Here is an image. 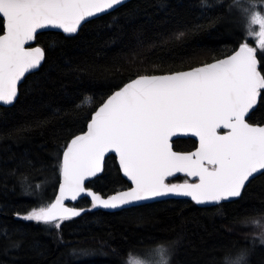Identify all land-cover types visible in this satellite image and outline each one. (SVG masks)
I'll use <instances>...</instances> for the list:
<instances>
[{"label": "snow or ice", "instance_id": "obj_1", "mask_svg": "<svg viewBox=\"0 0 264 264\" xmlns=\"http://www.w3.org/2000/svg\"><path fill=\"white\" fill-rule=\"evenodd\" d=\"M128 3L129 0H0V108L14 107L22 94H42L44 86L54 82L53 72L65 74L67 68L93 75L89 71L91 66L82 69L69 64L53 65L45 70L46 50L30 45L41 30H59L74 38L93 18L103 15L112 16V23L107 26L113 27L120 19L113 13ZM198 4L201 15L212 13L207 16L209 23L189 25L174 33L175 39L233 20L242 33L238 45L187 69L153 63L149 71L144 61L138 59L140 52L134 51L128 63L136 70L126 80H113L95 106L89 103L91 110L84 117L86 130L70 134L55 152L51 168L58 195L46 202L41 195L25 212L15 211L13 215L46 225L49 231L54 228L58 242L63 244L62 222L85 211H128L187 197L198 206H216L222 214L223 202L242 198L254 180L264 177V0H198ZM154 8L168 16L175 12L170 0H155ZM217 9L220 14H215ZM122 15L128 25L142 15L145 23L152 22L138 5L127 8ZM59 43L53 38L50 47L54 49ZM139 43L142 45L143 40ZM156 46L151 43V47ZM196 58L198 54L194 53L181 58L180 63ZM110 75L115 73L108 69L105 79ZM28 77L36 79L21 93ZM94 99V93H83L73 107L78 110L84 101ZM40 107L49 109L48 117L2 129L0 139L18 143L26 138L25 132L44 129L51 117L62 115L51 104L41 103ZM257 113H261L259 120L254 119ZM181 137L195 138V150H174V138ZM12 158L14 167L3 170L5 179H17L25 194L34 195L41 183L33 185L31 174L44 175L46 167L37 168L24 153ZM107 159L118 161L117 171L130 183L126 189L104 196L86 182L106 171ZM180 173L191 179H170ZM82 195L90 197L89 208L65 205V201H76ZM144 220L143 216L137 217L140 223ZM243 227L257 230L250 241L252 247L257 241L264 245V212L245 216ZM182 240L179 235L167 240L154 239V246L144 248L143 259L130 252L128 264H172ZM11 246L19 248L21 243L12 241ZM252 247L224 246L214 259L220 264H249ZM100 253L102 249L71 246V255L77 260Z\"/></svg>", "mask_w": 264, "mask_h": 264}, {"label": "trees", "instance_id": "obj_2", "mask_svg": "<svg viewBox=\"0 0 264 264\" xmlns=\"http://www.w3.org/2000/svg\"><path fill=\"white\" fill-rule=\"evenodd\" d=\"M170 3L175 8L171 16L155 12V0H133L113 13L120 17L119 23L113 27L107 26L112 23V16L105 15L87 23L74 38L56 32L38 35L35 45L46 50L45 70L53 65L63 67L69 64L72 68L80 66L82 69L91 66L89 71L93 75L67 68L65 74L53 72L54 82L46 84L42 94H22L14 107L0 108V130L48 117L49 109L41 108V103L51 104L53 109L59 108L62 114L60 118L51 117V122L44 129L33 128L25 132L26 138L18 143L0 139V264H128L130 252L143 259L144 248L154 246V239L167 240L178 235L183 240L172 264H220L214 258L220 255L224 246L252 247L250 241L257 230L243 227V218L264 212V177L254 180L242 198L223 202L222 214L216 206L199 207L186 200L162 201L128 211H85L77 218L62 222L60 234L64 238L63 244L58 242L54 228L49 231L46 225L26 222L13 215L15 211L25 212L41 195L45 202L57 195L58 184L51 168L55 152L70 138V134L86 130L84 117L91 110L89 103L95 106L113 80H126L136 70L128 63L134 51L140 52L138 59L144 61L149 71L153 63L162 64L165 68L187 69L189 65L210 61L219 52H227L238 45L242 33L233 20H225L181 40L175 39L174 33L189 25L209 23L207 16L212 13L201 15L198 0H170ZM137 5L148 13L152 22L145 23L143 15L133 25L125 22L122 13ZM220 11L217 9L215 14H220ZM53 38L60 42L54 49L50 47ZM140 39L143 40L142 45ZM152 42L157 46L151 47ZM194 53L198 58L185 59L184 64L180 63L181 58L191 57ZM108 69L115 76L105 79ZM34 79L36 77H28V82L20 89L21 93ZM87 92L94 93L96 99L84 101L82 108L74 109L82 94ZM254 119H261V113H257ZM193 148L192 139H180L174 143L177 151L188 152ZM21 153L27 154L37 168L44 165L47 169L44 175L32 172L33 185L41 183V188L34 195L25 194L17 179L4 177L3 170L14 167L12 157ZM117 169V161L107 159L106 171L89 182L88 187L104 196L126 189L128 183ZM73 206L87 209L90 201L82 199L71 204ZM139 216L145 217L144 222L137 221ZM12 241H19L21 246L12 247ZM71 246L102 249V253L77 260L71 255ZM232 251L234 258L236 249ZM249 264H264V245L259 241L252 247Z\"/></svg>", "mask_w": 264, "mask_h": 264}, {"label": "water", "instance_id": "obj_3", "mask_svg": "<svg viewBox=\"0 0 264 264\" xmlns=\"http://www.w3.org/2000/svg\"><path fill=\"white\" fill-rule=\"evenodd\" d=\"M130 1H133V0H129V2ZM103 16H105V15H103ZM97 18H93V20H96ZM92 20V21H93ZM47 32H56V33H62V32H59V30H41V32L38 34V35H40V34H42V33H47ZM63 34V33H62ZM64 35H66V34H64ZM36 44V41H33V42H30V45L31 46H38V45H35ZM44 63V62H43ZM11 107H13V106H5V108H11ZM221 131H226V130H221ZM178 139H192L193 141H195V138H193V137H181V138H178ZM177 138H174V140H178ZM175 150V149H174ZM110 156H114V154H109ZM117 161V160H116ZM117 164H118V161H117ZM103 175V173H100V174H98V177H96V178H92L91 179V181H93V180H95V179H97V178H99V177H101ZM126 181H127V179L125 178V177H123ZM178 178H187V177H185L182 173H180V174H177V177L176 178H170V179H173V180H176V179H178ZM187 179H191V178H187ZM91 181H89V182H91ZM89 182H86L87 184L89 183ZM130 183V182H129ZM57 195H58V192H57ZM82 199H88L89 201H90V197H86V196H84V195H82L81 197H79L76 201H65V205L66 206H68V207H71V204H74V203H76V202H78V201H80V200H82ZM238 199H240V198H234L233 199V201H237ZM168 200H186V201H190V198H187V197H182V198H170V199H166V200H163V201H168ZM233 201H225V202H233ZM191 202V201H190ZM153 203H157V202H153ZM152 204V203H151ZM198 206V205H197ZM208 206H212V205H208ZM199 207H203V206H199ZM98 209H101V210H104V211H107V212H115V211H118V210H105V209H102V208H98ZM82 215V214H81ZM73 218H77V217H72L71 219H73Z\"/></svg>", "mask_w": 264, "mask_h": 264}, {"label": "flooded vegetation", "instance_id": "obj_4", "mask_svg": "<svg viewBox=\"0 0 264 264\" xmlns=\"http://www.w3.org/2000/svg\"><path fill=\"white\" fill-rule=\"evenodd\" d=\"M221 132H224V131H221ZM180 139H178V140H175V141H179ZM195 150V148H193V150L192 151H194ZM184 179H187V178H178V179H176V180H173V182H183V180ZM126 181V180H125ZM127 183H129V182H127Z\"/></svg>", "mask_w": 264, "mask_h": 264}]
</instances>
